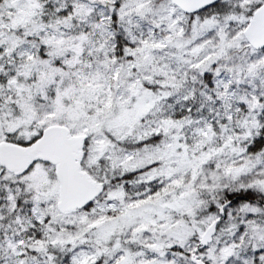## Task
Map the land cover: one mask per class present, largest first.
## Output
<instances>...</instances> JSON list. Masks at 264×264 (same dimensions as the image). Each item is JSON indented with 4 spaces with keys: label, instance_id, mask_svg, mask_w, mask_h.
I'll return each mask as SVG.
<instances>
[{
    "label": "snow or ice",
    "instance_id": "obj_1",
    "mask_svg": "<svg viewBox=\"0 0 264 264\" xmlns=\"http://www.w3.org/2000/svg\"><path fill=\"white\" fill-rule=\"evenodd\" d=\"M0 264H264V0H0Z\"/></svg>",
    "mask_w": 264,
    "mask_h": 264
}]
</instances>
